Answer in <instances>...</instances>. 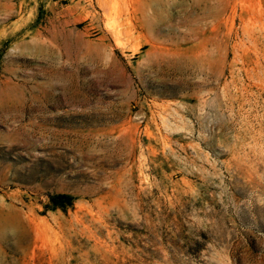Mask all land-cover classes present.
<instances>
[{
	"label": "rangeland",
	"instance_id": "rangeland-1",
	"mask_svg": "<svg viewBox=\"0 0 264 264\" xmlns=\"http://www.w3.org/2000/svg\"><path fill=\"white\" fill-rule=\"evenodd\" d=\"M0 264H264V0H0Z\"/></svg>",
	"mask_w": 264,
	"mask_h": 264
},
{
	"label": "trees",
	"instance_id": "trees-1",
	"mask_svg": "<svg viewBox=\"0 0 264 264\" xmlns=\"http://www.w3.org/2000/svg\"><path fill=\"white\" fill-rule=\"evenodd\" d=\"M75 196L66 192H55L47 195V205L49 208H60L65 209V207L72 204Z\"/></svg>",
	"mask_w": 264,
	"mask_h": 264
}]
</instances>
